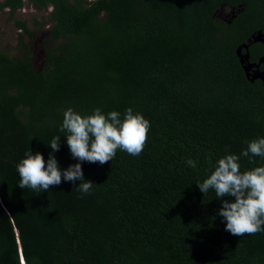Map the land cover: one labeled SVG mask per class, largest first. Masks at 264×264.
I'll return each mask as SVG.
<instances>
[{"label": "trees", "instance_id": "trees-1", "mask_svg": "<svg viewBox=\"0 0 264 264\" xmlns=\"http://www.w3.org/2000/svg\"><path fill=\"white\" fill-rule=\"evenodd\" d=\"M27 4L51 12V27L38 68L26 43L46 28L36 19L33 29L16 20L22 57L0 50V264H264V232L226 231L218 213L235 198L196 184L264 137V88L237 54L264 30V0H0V12L14 19ZM232 8L245 10L229 24ZM97 107L150 121L142 153L83 162L90 194L63 177L46 192L20 188L25 152L47 161L57 135L61 169L80 162L60 131L64 112Z\"/></svg>", "mask_w": 264, "mask_h": 264}, {"label": "clouds", "instance_id": "clouds-1", "mask_svg": "<svg viewBox=\"0 0 264 264\" xmlns=\"http://www.w3.org/2000/svg\"><path fill=\"white\" fill-rule=\"evenodd\" d=\"M121 113L111 111L107 114L97 107L90 115H82L73 108L64 112L61 132L66 133V143L71 156L80 162L61 169L54 155L61 147L59 135L48 145L52 152L47 161L42 153L25 152L16 166L19 174L18 186L36 193L49 191L51 186L59 185L62 177L65 182L80 181L74 190L82 195L90 194L94 182L86 180L83 162L103 165L116 156L117 149L132 156L142 153L147 141L151 123L142 113L129 107L121 120ZM247 148L240 154H226L216 161L214 171L203 182H197L199 190L205 195L214 190L216 198L224 199L218 215L226 220V231L243 237L245 234L264 232V166L241 172V157H261L264 159V137L247 141ZM255 162L254 160L252 161ZM187 165L195 168L197 162L188 159Z\"/></svg>", "mask_w": 264, "mask_h": 264}, {"label": "rangeland", "instance_id": "rangeland-1", "mask_svg": "<svg viewBox=\"0 0 264 264\" xmlns=\"http://www.w3.org/2000/svg\"><path fill=\"white\" fill-rule=\"evenodd\" d=\"M227 12H229L227 10ZM51 12H43L34 9L31 5H26L23 10H20L15 14L14 19L10 16V10L7 9L4 12H0V50L4 53L9 54L14 58L23 56V53L18 50V36L19 31L16 28V20H22L26 22L28 26L33 29V20H38L44 27L42 29H34L35 35L32 42L26 41L29 45L31 52L33 53V63L38 68L42 62L43 51H44V36L47 29H50L51 24L49 23Z\"/></svg>", "mask_w": 264, "mask_h": 264}, {"label": "flooded vegetation", "instance_id": "flooded-vegetation-1", "mask_svg": "<svg viewBox=\"0 0 264 264\" xmlns=\"http://www.w3.org/2000/svg\"><path fill=\"white\" fill-rule=\"evenodd\" d=\"M228 13L229 12H227L226 10L222 11V15L227 16L225 19H233L232 16H228ZM240 14L239 11L236 12V16L239 17ZM236 19H233V22ZM259 33L262 34L261 38L263 39V42L254 43L253 36L258 35ZM250 40L252 41L251 43H249ZM243 45L248 46V50H243L242 55L244 57H246L247 55L249 56V61L245 64L246 67L249 68L248 74L243 69L244 75L246 79L247 75L249 76L248 81L251 84H256L264 88V30L256 32L254 35L251 36V38L246 42V44ZM251 81L254 82L252 83Z\"/></svg>", "mask_w": 264, "mask_h": 264}, {"label": "water", "instance_id": "water-1", "mask_svg": "<svg viewBox=\"0 0 264 264\" xmlns=\"http://www.w3.org/2000/svg\"><path fill=\"white\" fill-rule=\"evenodd\" d=\"M244 10L245 9H233L232 8V10H230V12L228 13V16H232L233 19H236L238 17V16H236V12L239 11V14H240V13L244 12ZM233 19H229L228 20L229 24L233 22ZM261 37H262V34L261 33H259L256 36H253L254 43L263 42V39ZM251 42L252 41L250 40L249 43H251ZM243 50H248V46H246V45L241 46L238 49L237 54H238V58H239V61H240L241 66L243 67L244 71L248 74L249 68H247L245 64L249 61V56L247 55L246 57H244L242 55ZM250 69H251V67H250ZM247 80H249V76L248 75H247ZM251 82L253 83L254 81H251ZM23 264H25V261L24 260H23Z\"/></svg>", "mask_w": 264, "mask_h": 264}]
</instances>
